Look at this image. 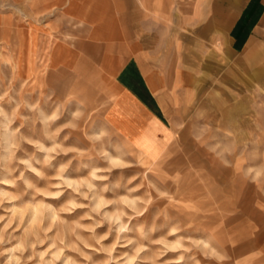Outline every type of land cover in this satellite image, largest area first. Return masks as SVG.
<instances>
[{
    "label": "rangeland",
    "instance_id": "1",
    "mask_svg": "<svg viewBox=\"0 0 264 264\" xmlns=\"http://www.w3.org/2000/svg\"><path fill=\"white\" fill-rule=\"evenodd\" d=\"M207 1L217 47L139 0H0V264H264V0ZM114 20L174 93L158 162L68 66Z\"/></svg>",
    "mask_w": 264,
    "mask_h": 264
},
{
    "label": "crops",
    "instance_id": "2",
    "mask_svg": "<svg viewBox=\"0 0 264 264\" xmlns=\"http://www.w3.org/2000/svg\"><path fill=\"white\" fill-rule=\"evenodd\" d=\"M139 1L144 10H149V0ZM234 4L239 7L238 1ZM150 6L153 21H161L167 30H170L167 22L175 11L181 17L183 27H190L191 36H185L188 43L204 47L203 40H208L211 45L218 46L216 34L222 16V5L218 1L210 6V2L202 0L192 3L154 0ZM171 31L177 34L178 30ZM129 38L131 36L117 20L96 27L82 42L84 49L91 51H79L68 66L77 80L85 84L86 92L99 93L107 126L134 153L141 151L159 156L158 162L176 137L166 115L168 101L174 102V93L166 95L164 73L150 67L137 40ZM175 39L179 49L181 44Z\"/></svg>",
    "mask_w": 264,
    "mask_h": 264
}]
</instances>
